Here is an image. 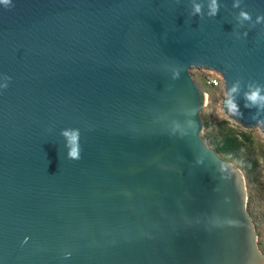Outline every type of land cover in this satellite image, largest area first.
<instances>
[{"label": "water", "instance_id": "95a60500", "mask_svg": "<svg viewBox=\"0 0 264 264\" xmlns=\"http://www.w3.org/2000/svg\"><path fill=\"white\" fill-rule=\"evenodd\" d=\"M216 7L0 4V264H264L189 72H217L223 112L264 135V0Z\"/></svg>", "mask_w": 264, "mask_h": 264}, {"label": "rangeland", "instance_id": "374dc122", "mask_svg": "<svg viewBox=\"0 0 264 264\" xmlns=\"http://www.w3.org/2000/svg\"><path fill=\"white\" fill-rule=\"evenodd\" d=\"M189 72L195 82L199 84L206 92L205 103L200 114L203 117H206L210 121L211 127L219 120L226 119L237 129H242L244 131H250L253 137L252 151L254 157L258 160L260 167L255 177L256 180L250 184H246V191L248 194L249 187L253 192L254 200L250 205L252 216L251 219L255 220L256 226L255 231L257 234V245L260 251L264 254V135L261 132L259 127H252L245 129L228 117L222 110V99L225 97L223 80L221 85L212 86L207 83V78L211 76H216L218 74L215 71L203 68L191 67ZM219 75V74H218ZM204 133V130H203ZM207 144L208 140L205 139ZM212 147V145H209ZM222 157V156H221ZM223 158V157H222ZM230 163L234 164L239 168L234 159H228ZM240 169V168H239ZM241 170V169H240ZM242 171V170H241ZM243 173V172H242ZM248 211V210H247ZM249 213V212H248ZM255 223H253L255 225Z\"/></svg>", "mask_w": 264, "mask_h": 264}, {"label": "trees", "instance_id": "16d2710c", "mask_svg": "<svg viewBox=\"0 0 264 264\" xmlns=\"http://www.w3.org/2000/svg\"><path fill=\"white\" fill-rule=\"evenodd\" d=\"M204 138L208 140L209 145L219 153L224 159H234L242 170L246 184L254 182L259 171L260 164L254 157L252 151L253 137L250 131L237 129L226 119L217 121L212 127L208 118L203 117ZM254 195L249 187L247 194V210L252 216L250 205L254 200ZM253 223L255 220L253 218ZM256 226V223L255 225Z\"/></svg>", "mask_w": 264, "mask_h": 264}, {"label": "clouds", "instance_id": "9594fccd", "mask_svg": "<svg viewBox=\"0 0 264 264\" xmlns=\"http://www.w3.org/2000/svg\"><path fill=\"white\" fill-rule=\"evenodd\" d=\"M0 4H4L5 6H8L11 4V0H0ZM196 13H199L200 12V8L197 6L196 9H195ZM217 12V7H216V0H212V10H211V15H215ZM241 16L244 18V19H249V16L247 13H241ZM7 79H10V78H7ZM3 87H7V84L3 85ZM235 89H233L234 91ZM258 97V92H253L250 96H249V99L252 100V101H255ZM62 135L64 136H67L68 133L63 131L62 132ZM72 141L75 142L77 137L76 135H73L72 136ZM66 147L68 148L69 145L66 144ZM67 157L68 158H71V159H74V160H79L80 159V151L78 149V147H71V149L67 152Z\"/></svg>", "mask_w": 264, "mask_h": 264}, {"label": "built area", "instance_id": "2783aa9c", "mask_svg": "<svg viewBox=\"0 0 264 264\" xmlns=\"http://www.w3.org/2000/svg\"><path fill=\"white\" fill-rule=\"evenodd\" d=\"M207 83L212 86H218L222 83V77L218 74L216 76H211L207 78Z\"/></svg>", "mask_w": 264, "mask_h": 264}]
</instances>
